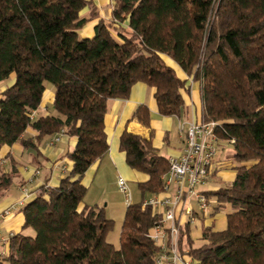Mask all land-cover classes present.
Masks as SVG:
<instances>
[{
  "label": "trees",
  "instance_id": "1",
  "mask_svg": "<svg viewBox=\"0 0 264 264\" xmlns=\"http://www.w3.org/2000/svg\"><path fill=\"white\" fill-rule=\"evenodd\" d=\"M97 17L91 0H0V82L12 80L0 94V148L36 149L60 131L76 139L68 173L21 208L33 236L15 234L0 264H155L149 234L160 215L142 201L162 191L168 163L149 140L126 131L119 139L127 166L148 179L137 185L141 201L125 208L118 248L106 241L113 221L104 208L80 205L84 174L108 152V100H125L143 83L161 116L182 114L185 81L160 55L199 83L201 120L218 123L235 164L231 183L202 192L211 213L229 207L225 229L203 228L204 245L192 249L185 223L179 249L189 247L195 264H264V0H115L112 20L99 19L93 36L81 38ZM46 83L54 114L33 119ZM132 119L148 128L146 106ZM27 129L34 139L23 137ZM16 173L14 162L0 169V196Z\"/></svg>",
  "mask_w": 264,
  "mask_h": 264
},
{
  "label": "crops",
  "instance_id": "2",
  "mask_svg": "<svg viewBox=\"0 0 264 264\" xmlns=\"http://www.w3.org/2000/svg\"><path fill=\"white\" fill-rule=\"evenodd\" d=\"M98 13L96 19L90 20L80 31L81 38H90L94 34V27L98 20L110 22L115 0H91ZM90 9L85 8L80 12V17L87 18ZM163 62L170 67L176 76L185 81L182 92L184 108L182 114L178 116H161L158 113L154 100V89L143 83H136L132 86L127 99H110L107 102V111L104 116V131L108 143V152L101 160L95 162L86 171L82 178V184L88 188L92 181L105 170H110L116 178L118 175L124 177L127 183H142L148 177L140 172L130 169L125 162V155L119 148V139L123 132H128L145 140H149L152 146L160 155L165 158L179 156L182 152L184 137L178 131L180 123L201 121V98L199 83L187 77L177 64L165 55H160ZM11 77L8 81L0 82V94L11 84ZM54 88L51 84H45V91L38 109L32 114L36 119L40 116L54 114L53 111ZM144 105L150 115L149 127L146 128L132 119L133 113L138 106ZM50 108L52 112H50ZM36 133L27 129L24 138L34 139ZM53 136L44 137L36 143V149H24L19 143L12 146H2L0 148V169L4 172L10 170V163L14 162L17 173L12 184L0 196V236L7 234H25L29 229H24V217L21 212L22 206L18 202L24 198L21 191L25 187L28 196L24 198V204L32 200L39 187L47 184L50 187L58 185L62 178L60 163H66L70 167L67 154L70 153L76 143V139L62 135L59 141L51 146L49 143ZM224 145L219 146L218 153L213 164V171L208 182L198 188V191H214L220 188L221 184H229L234 180V163L230 160V151ZM37 172V174H34ZM147 198V197H146ZM195 209L194 202H191ZM84 204L80 205L82 209ZM100 207V206H99ZM9 210V215L4 212ZM179 213V212H177ZM179 218V214L176 215ZM181 226L189 223L191 248L197 249L204 245L202 239L203 228H211L212 231H222L226 226V213L219 210L211 213L207 217L196 215L195 221L186 222L187 219L180 217ZM26 235V234H25ZM8 243L0 242V251H7ZM189 247L183 251L188 253Z\"/></svg>",
  "mask_w": 264,
  "mask_h": 264
},
{
  "label": "built area",
  "instance_id": "3",
  "mask_svg": "<svg viewBox=\"0 0 264 264\" xmlns=\"http://www.w3.org/2000/svg\"><path fill=\"white\" fill-rule=\"evenodd\" d=\"M217 127L218 123L202 120L180 123L178 131L184 137L182 152L179 156L167 159L168 170L161 176L162 191L142 201V207H149L160 215L158 223L149 234L158 249L155 264H195L187 252H181L179 249L180 217H185L186 222H193L196 215L207 217L212 212L214 202L207 199L198 188L204 186L211 177L218 148L224 143L218 137ZM62 135V131L54 135L49 144L53 146ZM59 166L62 176L66 175L69 171L68 164L60 163ZM116 186L123 195L126 207L132 204L126 179L118 175ZM21 191L24 198L29 195L25 187H22ZM24 198L18 202L19 206L24 205ZM191 202H194L195 209ZM4 215H9V210H6ZM13 236V233L7 234L6 237L0 236V242L8 243ZM5 255L6 250L0 251V258Z\"/></svg>",
  "mask_w": 264,
  "mask_h": 264
},
{
  "label": "rangeland",
  "instance_id": "4",
  "mask_svg": "<svg viewBox=\"0 0 264 264\" xmlns=\"http://www.w3.org/2000/svg\"><path fill=\"white\" fill-rule=\"evenodd\" d=\"M50 112H52L51 108ZM221 145H224L226 147L225 149H228L230 151L231 156V146H229L225 142L221 143ZM116 178L114 177L113 173L110 172V170H105L102 174H99L97 177H95L90 187L87 188L86 194L83 198V204L86 206L97 205L104 208L106 218L113 221L111 230L106 234V241L112 244L115 248H118L119 232L123 221L126 205L124 203L123 195L117 189ZM127 184L132 196V203L140 202L141 194L137 184ZM223 186H225V184L220 185V187ZM223 211L224 213L229 212V207L225 206ZM25 234L33 236L34 233L32 229H29L27 232H25Z\"/></svg>",
  "mask_w": 264,
  "mask_h": 264
}]
</instances>
